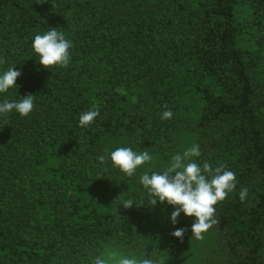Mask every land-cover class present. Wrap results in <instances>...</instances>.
<instances>
[{"label": "trees", "instance_id": "16d2710c", "mask_svg": "<svg viewBox=\"0 0 264 264\" xmlns=\"http://www.w3.org/2000/svg\"><path fill=\"white\" fill-rule=\"evenodd\" d=\"M50 28L72 43L67 66L32 52ZM10 66L18 88L0 100L34 95V107L0 118V264L108 251L174 264L199 240L204 264H264V0H0V71ZM193 143L237 181L199 240L139 183ZM125 146L153 156L133 177L97 159ZM129 198L138 207L124 209Z\"/></svg>", "mask_w": 264, "mask_h": 264}, {"label": "clouds", "instance_id": "9594fccd", "mask_svg": "<svg viewBox=\"0 0 264 264\" xmlns=\"http://www.w3.org/2000/svg\"><path fill=\"white\" fill-rule=\"evenodd\" d=\"M32 52L38 57V63L45 69L53 66H67L70 60L72 43L57 28L47 29L37 33L32 38ZM21 72L15 66L0 71V96H5L11 89L18 88L17 79ZM18 96V95H17ZM34 95L19 97L18 99L6 98L0 100V118H6L11 113L20 117H26L34 107ZM100 115L98 108L84 111L79 116V126L88 127ZM173 116L171 110H165L161 114L162 120H169ZM201 149L199 144L193 143L183 152L173 154L168 165L163 171H145L139 177V183L143 186L149 197L152 207L159 204L171 206L172 211L168 217L170 223L175 226L178 218L183 215L192 218L190 227L191 236L195 239H203L204 234L216 223L214 213L216 205L223 201L237 186L235 173L225 169L223 165L214 167L209 161H201ZM100 164L110 161V166L117 168L127 177H133L137 169L152 161L153 156L147 150L134 151L132 147H117L107 155H100ZM248 196V190L242 188L239 191L241 202ZM137 206L136 202L129 198L124 204V209ZM141 204L140 206H142ZM139 206V207H140ZM138 207V206H137ZM185 229L175 228L171 236L182 240ZM90 264H155L152 257H130L116 253L97 255L90 258Z\"/></svg>", "mask_w": 264, "mask_h": 264}, {"label": "rangeland", "instance_id": "374dc122", "mask_svg": "<svg viewBox=\"0 0 264 264\" xmlns=\"http://www.w3.org/2000/svg\"><path fill=\"white\" fill-rule=\"evenodd\" d=\"M199 241H195L193 246H191V248H189L187 251H184L182 254L178 255L177 259L173 258L174 264H204L203 260L196 256V254L199 253V248L201 247V243ZM110 253H116L117 257L121 256L120 253L115 251H108L105 256Z\"/></svg>", "mask_w": 264, "mask_h": 264}]
</instances>
